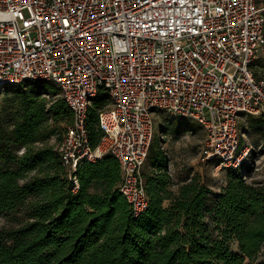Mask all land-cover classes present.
<instances>
[{
	"label": "built area",
	"instance_id": "1",
	"mask_svg": "<svg viewBox=\"0 0 264 264\" xmlns=\"http://www.w3.org/2000/svg\"><path fill=\"white\" fill-rule=\"evenodd\" d=\"M36 79L72 114L58 151L73 191L81 162L112 155L138 216L157 111L201 125L199 160L217 171L248 157L241 119L264 113V0H0V94ZM103 91L93 146L89 108Z\"/></svg>",
	"mask_w": 264,
	"mask_h": 264
},
{
	"label": "trees",
	"instance_id": "2",
	"mask_svg": "<svg viewBox=\"0 0 264 264\" xmlns=\"http://www.w3.org/2000/svg\"><path fill=\"white\" fill-rule=\"evenodd\" d=\"M21 84L16 93L23 119L0 128V217L25 207L29 220L0 226V264H264V185L241 173L248 158L226 169L227 184L209 209L208 186L187 179L174 190L164 151L151 146L148 158L158 172L144 173L149 206L135 216L120 192V166L112 155L81 162L75 172L80 188L73 191L58 147L50 143V120L72 121L71 111L63 98L45 97L59 93L52 82ZM102 103L89 108L93 146L102 137Z\"/></svg>",
	"mask_w": 264,
	"mask_h": 264
},
{
	"label": "rangeland",
	"instance_id": "3",
	"mask_svg": "<svg viewBox=\"0 0 264 264\" xmlns=\"http://www.w3.org/2000/svg\"><path fill=\"white\" fill-rule=\"evenodd\" d=\"M24 84L9 86L0 94V128H11L23 119L22 100L18 97L16 90ZM60 93V92H59ZM52 96L46 94L45 97L50 102L54 98H62L60 94ZM94 98L91 105L103 98L102 106H110L108 95L101 92ZM106 93V92H105ZM54 126L55 135L50 139L56 149L60 144L68 125L71 121L62 119L60 121L50 120ZM241 141L250 144L251 149L248 159L242 168L241 173L248 181H256L264 185V113L258 115H244L240 123ZM205 130L197 122L181 116H176L164 111H157L155 114V137L152 146L161 148L166 156L164 168L167 169L172 178L176 181L198 179L206 184L210 190L209 209L216 203V196L227 184L228 171H217L212 163H202L199 160V153L204 143ZM24 148L18 149L17 153L22 154ZM158 172L153 168L149 158L142 168L144 173ZM212 213H208V220L211 226ZM29 220L28 209L20 208L16 212L3 214L0 217V226L12 228L21 225ZM231 248L237 250V243L232 241ZM261 257H264V247Z\"/></svg>",
	"mask_w": 264,
	"mask_h": 264
},
{
	"label": "crops",
	"instance_id": "4",
	"mask_svg": "<svg viewBox=\"0 0 264 264\" xmlns=\"http://www.w3.org/2000/svg\"><path fill=\"white\" fill-rule=\"evenodd\" d=\"M183 183V181H178V180H174V183H173V189L174 190H177L178 189V187H179V185L180 184H182Z\"/></svg>",
	"mask_w": 264,
	"mask_h": 264
}]
</instances>
